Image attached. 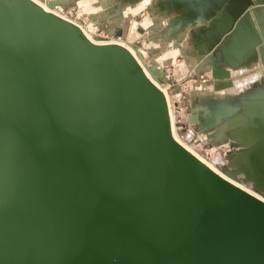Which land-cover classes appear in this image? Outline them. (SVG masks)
Listing matches in <instances>:
<instances>
[{
	"label": "water",
	"instance_id": "water-1",
	"mask_svg": "<svg viewBox=\"0 0 264 264\" xmlns=\"http://www.w3.org/2000/svg\"><path fill=\"white\" fill-rule=\"evenodd\" d=\"M219 134L264 196V88ZM0 264H264V200L174 139L128 50L0 0Z\"/></svg>",
	"mask_w": 264,
	"mask_h": 264
},
{
	"label": "rangeland",
	"instance_id": "rangeland-1",
	"mask_svg": "<svg viewBox=\"0 0 264 264\" xmlns=\"http://www.w3.org/2000/svg\"><path fill=\"white\" fill-rule=\"evenodd\" d=\"M48 1L51 7H58L57 2L59 0ZM60 1L66 2L67 0ZM82 1V4L73 2L66 8L61 9L59 7L60 10L57 8L59 13L53 15L64 20L66 19L63 17H66V21L71 20L70 23L78 24L77 27L87 39L89 34L97 42L104 41L103 43L112 44L113 40L125 37L128 45L132 46L129 48L132 52L129 49L128 51L134 53L131 55L136 57L134 59L144 73L147 72V74L145 73L146 76L155 86L161 85L158 88L163 93L165 92V98H169L168 110L173 109L175 122L173 125L172 119H170L172 135L177 131L176 136L190 145L193 153L189 152L193 155L194 153L197 154L203 160L205 159V163H203L209 169L211 168L206 162L213 160L214 157L221 169L225 170L234 180L240 181L241 177L244 176L241 170L242 160H240L241 150L244 149V146L239 143L237 145L232 137H220L219 129L227 120L220 126L209 125L206 119L205 103L208 99L220 101L237 99L240 108L235 115H238L242 111V101L246 99L245 94L248 90L254 85L264 87V0H147L144 5L138 0L134 2L136 10L131 16L130 24L127 27L116 25L113 30L111 29L112 23L106 19V15L109 13L112 17L117 13V11L112 10L113 5L120 8L133 0ZM52 2L54 5H51ZM108 3L111 5L108 6ZM223 17H227L230 21L227 27L223 29V32L226 30L225 33H220L222 31H218L216 28L223 21ZM136 23L138 28L133 30ZM248 24L254 26L255 31L257 30V40L253 42L252 50L248 48L246 43L242 42L240 30L241 27ZM214 30L218 33L213 32ZM186 36L189 37L190 41ZM207 36L210 38V44ZM234 37L238 38L239 41ZM205 38L207 43L204 42ZM201 39L207 45L202 43ZM157 41H160V44ZM193 50L196 52H192ZM243 66L246 67L243 68ZM215 68H220L227 74L217 75ZM242 68L245 71H240L239 74V70H243ZM230 69H237L238 72L235 73L237 70L231 71ZM148 73L153 77L148 76ZM226 80L230 81H227L229 86L219 87L218 83H226ZM248 81L252 82L249 83ZM206 88L209 90L207 91ZM196 117L197 120H195ZM172 126H174V131H172ZM211 170L215 172L213 169ZM253 191L256 192L254 186ZM257 193L263 196L258 191Z\"/></svg>",
	"mask_w": 264,
	"mask_h": 264
},
{
	"label": "bare ground",
	"instance_id": "bare-ground-1",
	"mask_svg": "<svg viewBox=\"0 0 264 264\" xmlns=\"http://www.w3.org/2000/svg\"><path fill=\"white\" fill-rule=\"evenodd\" d=\"M33 3H35V4H37L38 6H40V7H42L45 11H47V12H49V13H51V14H55V13H59V11H58V9L60 10V8L62 9V8H66L67 6H69V5H71L73 2H76V3H81V2H83L82 0H67L66 2H63V1H58L57 3V5H58V7H56V8H53V7H51L50 6V4H49V1L48 0H31ZM104 1V0H103ZM136 1H138V0H133L131 3H127V4H124V5H122L120 8L118 7H114V5H113V7H112V10H114V11H117V13L116 14H114V16H110L109 15V13L106 15V19H108V21L110 20L111 21V23H112V27H111V29L113 30L114 29V27L116 26V25H124V26H128V24H130V20L132 19L131 18V16L133 15V12L136 10V4L134 3V2H136ZM140 1V3H142L143 2V4L142 5H144L146 2H147V0H139ZM91 2V1H90ZM102 2V1H101ZM107 2V1H106ZM207 2V1H206ZM105 3V2H104ZM82 4V3H81ZM111 5V3L109 4L108 3V6H110ZM138 6H139V4H137ZM205 5H207V4H205ZM239 5V4H238ZM60 7V8H59ZM58 8V9H57ZM109 8V7H108ZM141 8V7H140ZM202 9H203V7H202ZM99 10V9H98ZM139 11V10H138ZM250 11V10H249ZM70 12V11H69ZM71 13H73V12H71ZM71 13H69V14H71ZM249 13V12H248ZM68 14V15H69ZM235 15V14H234ZM63 18H65L66 20H67V18L66 17H63ZM72 18V17H71ZM141 20V19H140ZM198 20V19H197ZM201 20V19H200ZM255 20V19H254ZM69 21H71V20H69ZM68 21V22H69ZM101 21V20H100ZM229 19L227 18V17H223V21L219 24V26L216 28V29H218V31H222V32H220V33H225V31L226 30H224V32H223V29L225 28V27H227V24L229 23ZM79 23H80V21H78ZM75 23H77V22H75ZM82 23V22H81ZM110 23V22H109ZM244 23V22H243ZM249 23H251V21H249ZM195 24V23H194ZM215 24V23H214ZM245 24V23H244ZM252 24V23H251ZM251 24H248V25H246V26H243V27H241L240 28V30H241V32H242V42H244V43H246L247 45H248V48L250 49V50H252L253 49V42L255 41V40H257V34H256V31L254 30L255 28H254V26H252ZM76 26L78 25V24H75ZM138 24L136 23L135 25H134V28H133V30H136L138 27ZM86 27V26H85ZM137 27V28H136ZM203 28H204V26H203ZM254 28V29H253ZM82 29V28H81ZM227 29V28H226ZM83 31V30H82ZM88 31V30H87ZM110 31V30H109ZM208 31H209V29H208ZM130 32V31H129ZM213 32H216V33H218L217 31H213ZM213 32H212V34H213ZM133 33V32H132ZM165 33V32H164ZM189 33V32H188ZM95 34V33H94ZM129 34V33H128ZM186 34V33H185ZM206 34H207V32H206ZM212 34H211V36H212ZM86 35V34H85ZM112 35V34H111ZM166 35V34H165ZM187 35V34H186ZM210 35V34H209ZM208 35V36H209ZM162 36V35H161ZM164 36V35H163ZM208 36H207V40H208V42L210 41L209 39L210 38H208ZM87 37H88V40L89 41H91L92 43H94V44H96V45H118V46H121V47H123V48H125L126 50H128L129 48H131L132 46H130V45H128V41H126L124 38H122V39H118V40H113V42H112V44H107V42L106 43H103L104 41H102V42H97L96 40H94V38L92 37V36H90L89 34L87 35ZM165 37V36H164ZM187 37V36H186ZM215 37V36H214ZM128 38H130V37H128ZM155 38V37H154ZM167 38V37H166ZM176 38H178V37H176ZM188 39H189V37H187ZM216 39H217V37H215ZM237 41H239V39L238 38H236V37H234ZM96 39V38H95ZM117 39V38H116ZM164 39V38H163ZM168 39V38H167ZM192 39V38H191ZM197 40V39H196ZM205 41L204 42H206V38L204 39ZM261 40V39H260ZM165 41V40H164ZM168 41V40H167ZM172 41V40H171ZM189 41H190V39H189ZM188 41V42H189ZM201 41H202V39H201ZM200 41V42H201ZM235 41V40H234ZM233 41V42H234ZM111 42V41H110ZM109 42V43H110ZM158 42V41H157ZM160 42V41H159ZM158 42V43H159ZM193 42V41H192ZM191 42V43H192ZM197 42V41H196ZM199 42V43H200ZM203 41H202V43H204ZM217 42H219V41H217ZM157 43V44H158ZM161 43H163V42H161ZM176 43V42H175ZM191 43H189V44H191ZM207 43V42H206ZM211 42H209V44H210ZM241 43V42H240ZM243 43V44H244ZM160 44V43H159ZM167 44H169V43H167ZM170 44H171V42H170ZM188 44V43H187ZM196 44V43H195ZM205 44V43H204ZM162 45V44H161ZM160 45V46H161ZM165 45V44H164ZM172 45V44H171ZM186 45V44H185ZM194 45V44H193ZM200 45H201V43H200ZM205 45H207V44H205ZM188 46V45H187ZM190 46V45H189ZM192 46V45H191ZM202 46V45H201ZM209 46V45H208ZM256 46V45H255ZM163 47V46H162ZM161 47V48H162ZM194 47V46H193ZM230 47V46H229ZM232 47V46H231ZM161 48H159V49H161ZM205 48V47H204ZM207 48V47H206ZM205 48V49H206ZM162 49H164V48H162ZM204 49V50H205ZM130 51H131V49H129ZM200 50H202V49H200ZM199 50V51H200ZM218 50V49H217ZM129 51V52H130ZM132 52V51H131ZM134 52V51H133ZM192 52H194V50L192 51ZM195 52H196V50H195ZM194 52V53H195ZM198 52V51H197ZM203 52V51H202ZM137 53V52H136ZM131 54H133L134 55V53H131ZM171 54V53H170ZM170 54H168V55H170ZM137 55V54H136ZM260 55V54H259ZM139 57V56H138ZM167 57V56H166ZM134 58H136V57H134ZM138 60H139V58H137ZM142 61V60H141ZM147 62V61H146ZM139 63H141V62H139ZM148 63V62H147ZM149 64V63H148ZM142 65V64H141ZM245 65V64H244ZM142 67H143V65H142ZM148 67H149V65H148ZM231 67V66H230ZM246 66H243V68H245ZM160 68V67H159ZM232 68V67H231ZM237 68V67H236ZM242 68V69H243ZM143 69H144V67H143ZM148 69V68H147ZM152 70V69H151ZM211 70V69H210ZM231 71H233L232 69H230ZM235 70H237V69H235ZM234 70V71H235ZM248 70V69H247ZM149 71V70H148ZM240 71H245V69H243V70H239V74L241 73ZM150 72V71H149ZM153 72V71H152ZM155 72V71H154ZM210 72V71H209ZM212 72V71H211ZM215 72H216V74L217 75H226L227 73L224 71V70H221L220 68H215ZM238 72V70L235 72V73H237ZM146 74H147V72H145ZM233 73V72H232ZM232 73H231V75H232ZM260 73V72H259ZM215 74V73H214ZM234 74V73H233ZM156 75V74H155ZM230 75V76H231ZM235 75V74H234ZM233 75V76H234ZM261 75V74H260ZM148 76H150V77H153V76H151V74L150 73H148ZM233 76H231V77H233ZM254 76H255V74H254ZM162 77V76H161ZM235 77V76H234ZM155 78V77H154ZM229 78V77H228ZM246 78V77H245ZM256 78V77H255ZM251 79V78H250ZM253 79V78H252ZM151 80H152V78H151ZM247 80V79H246ZM255 80V79H254ZM257 80V79H256ZM263 80V79H262ZM153 81V80H152ZM230 82L229 80H226V83H218V85H219V87L221 86H229V83L228 82ZM253 81V80H252ZM252 81H248L249 83L250 82H252ZM217 82V81H216ZM225 82V81H224ZM246 82V81H245ZM156 83V82H155ZM235 83V82H234ZM247 83V82H246ZM258 83V82H257ZM256 83V84H257ZM157 84V83H156ZM205 84V83H204ZM158 85V84H157ZM216 85V84H215ZM217 85V86H218ZM231 85V84H230ZM236 85H237V83H236ZM249 85H252V84H249ZM160 86L161 85H159L158 87L160 88ZM203 87V86H202ZM225 87H222V88H225ZM248 87V86H247ZM162 88V87H161ZM208 88V87H207ZM207 88H206V90H207ZM213 88V87H212ZM262 88H264V87H262V86H259V85H254L253 87H251L249 90H248V92L245 94V98H247V97H249V96H251V95H253L254 94V92H256V91H258L259 89H262ZM202 89V88H201ZM164 90V89H163ZM209 90V89H208ZM207 90V91H208ZM212 91V90H211ZM167 92V91H166ZM164 94H165V92H164ZM168 94V93H167ZM211 94V93H210ZM165 96H166V94H165ZM169 97V96H168ZM211 97V96H210ZM229 97V96H228ZM217 98V97H216ZM243 98V97H242ZM241 98V99H242ZM166 99H167V103H168V105H170L169 104V98H167L166 97ZM205 99V98H204ZM224 99V98H223ZM237 100V99H236ZM236 100H207V102L205 103V108H206V119H207V122L209 123V125L210 126H220V125H222L226 120L228 121L229 119H230V117H232L233 115H235V114H237L238 113V111H239V108H240V104H239V101H236ZM239 100V99H238ZM171 104H172V102H171ZM169 107V106H168ZM172 108V107H171ZM173 109L172 110H170L169 112V116H170V119H172V124L174 125V115H173ZM204 119V118H203ZM226 123V122H225ZM224 123V124H225ZM171 124V125H172ZM206 125H208L207 123H206ZM209 126V127H210ZM173 127L174 126H172V131H174L173 130ZM175 128H176V125H175ZM177 132V131H176ZM175 132V133H176ZM175 133H173V135H174V137H175V139H176V141L180 144V145H182L185 149H187L188 151H190V152H192L193 153V151L191 150V147H190V145L188 144V142H186V141H184V140H182V139H179L176 135L177 134H175ZM188 136H189V134H188ZM188 136H187V138H188ZM191 136V135H190ZM192 137V136H191ZM192 139V138H191ZM232 139H234L235 140V142H237V143H239V144H241V145H243L244 146V149L243 150H241V153H242V156H241V159L240 160H242V167H243V165H244V161H245V157H246V155L248 154V152L251 150V148H252V145L251 144H247V143H244V142H242V141H240V140H238V139H235V138H233L232 137ZM193 140V139H192ZM193 141H195V140H193ZM189 142H190V140H189ZM192 143V142H191ZM193 145H195V144H193ZM192 145V146H193ZM193 147H196V146H193ZM195 149V148H194ZM239 149V148H238ZM239 151V150H238ZM233 154V153H232ZM194 155L199 159V160H201L202 162H204L205 163V159L203 160L200 156H198L197 154H195L194 153ZM235 155V154H234ZM217 157V156H216ZM209 160V159H208ZM238 161V160H237ZM239 162V161H238ZM206 164L211 168V169H213L214 171H215V173H217L218 175H220L221 177H223V178H225V179H227L228 181H230L231 183H233V184H235V185H237L238 187H240V188H242L243 190H245V191H247V192H249V193H251V194H253V195H255V196H257L258 198H260V199H262V200H264V196H261V195H259L258 193H257V191L255 192V191H253V184H252V182H250L246 177H245V175L244 176H242L241 177V179H240V181H236V180H234L233 178H231L226 172H225V170H223V169H221L220 167H219V165H218V161L217 160H215V158L213 157V160H211V161H209V162H206ZM225 164V163H224ZM239 164V163H238ZM235 165H236V163H235ZM232 167V166H231ZM230 167V168H231ZM235 168V167H234Z\"/></svg>",
	"mask_w": 264,
	"mask_h": 264
}]
</instances>
